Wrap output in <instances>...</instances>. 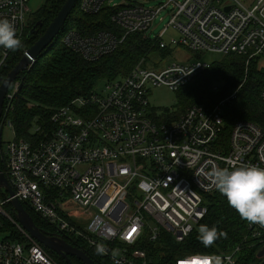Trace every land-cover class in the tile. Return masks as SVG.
<instances>
[{"label": "built area", "instance_id": "1", "mask_svg": "<svg viewBox=\"0 0 264 264\" xmlns=\"http://www.w3.org/2000/svg\"><path fill=\"white\" fill-rule=\"evenodd\" d=\"M147 1L80 0L84 13L110 8L113 29L89 34L69 29L62 42L84 59L95 60L114 51L127 35L142 33L158 49L181 46L264 62V0H165L158 6H147ZM28 2L0 0V19L14 25L18 39L29 20ZM162 11L170 19L150 38L147 32ZM169 27L178 34H167ZM9 51L0 47V66ZM209 63L197 57L146 65L143 56L124 76L101 81L90 93L55 108L46 121L33 123L26 138L15 136L5 115L19 89V78L14 81L3 116V127L14 138L1 150L13 194L2 189L0 213L24 240L0 239V264H59L3 211L13 198L66 241L94 252L95 244L103 243L107 254L98 256L107 264H149L148 243L162 246L163 235L182 242L205 215V195L216 190L208 179L214 166L264 168L260 126L236 119L225 132L221 107L234 93L212 105H189L173 120H166L163 110L150 109L151 89L176 91ZM260 97L264 100V88ZM144 180L151 186L142 187ZM244 228L241 242L232 249L206 254L220 256L225 264L230 257L231 264H238L241 251L253 247L254 264H264V227L244 220ZM190 255L195 254L174 264Z\"/></svg>", "mask_w": 264, "mask_h": 264}, {"label": "trees", "instance_id": "2", "mask_svg": "<svg viewBox=\"0 0 264 264\" xmlns=\"http://www.w3.org/2000/svg\"><path fill=\"white\" fill-rule=\"evenodd\" d=\"M79 1L75 3L58 35L38 54L28 70L20 72L19 89L5 113L6 119H9L13 125L16 137H28L33 123L46 121L55 108L67 104L74 97L90 93L101 81L124 76L141 57L152 49L159 50L161 53L169 51L158 49L153 40L142 33H131L114 51L95 60L84 59L63 44L62 36L69 29L79 30L83 34L103 29L112 30L113 24L110 20L112 10L103 7L96 13H84L78 7ZM63 2L64 0L44 1L36 12V21L31 25L32 27L37 21L41 22V25H36L37 33L28 35L30 27L24 39L21 40L20 48L9 51L4 63L0 66V82L17 64L24 51L44 31ZM263 88L264 69H258L253 59L247 60L243 55L230 53L210 62L204 71L175 92L178 97L177 107H182V111L187 105H212L234 93L233 98L225 101L221 107L227 133L236 119L252 121L264 130V100L260 97ZM0 169L4 170V157H0ZM0 195L1 198L5 195L2 189H0ZM4 205L11 204L7 202ZM23 206L39 228L45 232H54L49 223L29 211L25 205ZM205 206V215L184 241L175 242L169 235H163L159 240V242L165 240L162 246L158 243L155 245L148 243L145 246L150 257L149 264H174L175 259L187 254L226 251L241 242L245 232L244 220L228 205L226 198L217 190L207 193ZM200 225L216 227L219 231L227 233V238L222 237L211 247L205 248L197 239ZM9 238L24 240L21 233L17 236L12 234ZM67 241L83 249L97 263L107 264L94 251L87 250L82 244L70 239ZM40 245L59 264H68L58 254ZM69 258L74 264H84L75 256H69ZM255 262L253 247L241 251L238 264Z\"/></svg>", "mask_w": 264, "mask_h": 264}, {"label": "clouds", "instance_id": "3", "mask_svg": "<svg viewBox=\"0 0 264 264\" xmlns=\"http://www.w3.org/2000/svg\"><path fill=\"white\" fill-rule=\"evenodd\" d=\"M21 46L16 37L14 25L7 19H0V47L15 51ZM211 185L223 195L228 205L233 208L242 220L250 224L264 227V168L258 166L221 168L214 166L208 173ZM142 187H150L147 180L141 182ZM227 238V233L219 231L216 227L209 228L200 225L197 239L205 247H211L218 239ZM103 243L95 244L97 255L107 254ZM116 253H113L115 257ZM228 264H231V258ZM115 264H120L118 260ZM178 264H225L218 255L195 254L178 261Z\"/></svg>", "mask_w": 264, "mask_h": 264}, {"label": "water", "instance_id": "4", "mask_svg": "<svg viewBox=\"0 0 264 264\" xmlns=\"http://www.w3.org/2000/svg\"><path fill=\"white\" fill-rule=\"evenodd\" d=\"M77 0H64L52 20L45 27L44 31L37 37V39L24 51L23 55L17 62V64L5 75L0 82V157L1 152V137L3 130V116H4V104L6 95L23 70H28L38 54L45 49L50 42L58 35L61 27L63 26L66 18L73 10ZM36 25H41L40 21H37L31 29L28 31V35L36 34ZM20 86V85H19ZM0 188L7 192L9 195L13 194L12 188L5 173L0 169ZM13 209V215L21 227L28 232L37 242L44 247L62 257L68 264H74L71 262L69 256H75L80 259L84 264H99L93 260L88 254L78 246H75L67 242L64 238L56 235L55 233L45 232L39 228L33 221L29 212L24 208L23 204L17 199L13 198L10 201ZM254 264V263H252Z\"/></svg>", "mask_w": 264, "mask_h": 264}, {"label": "rangeland", "instance_id": "5", "mask_svg": "<svg viewBox=\"0 0 264 264\" xmlns=\"http://www.w3.org/2000/svg\"><path fill=\"white\" fill-rule=\"evenodd\" d=\"M45 0H29L28 7L30 10L29 15L26 17L29 19L27 24L24 26L23 33L19 40H23L26 32L29 30L31 25L36 21V12L40 9V7L44 4ZM116 3H120L121 0H114ZM165 2V0H148L145 4L147 6H158L160 3ZM170 19V15L165 11L160 12L157 17L154 19L151 29L147 32L150 38H155L161 29L167 24ZM167 34L169 35H177V31L171 27L168 28ZM168 36V35H167ZM223 55L219 53H195L191 52L181 46H176L169 50L167 53H161L159 50L152 49V51L147 52L145 55V64H149L152 62H158L159 64L170 62L173 60L178 61H188L190 59H195L197 57L201 58V60L206 62H212L213 60L219 59ZM247 59V58H246ZM248 60V59H247ZM257 65L258 69H264V62H259L257 59H253ZM210 64V63H209ZM204 71V70H203ZM194 79V78H193ZM149 101H150V109L152 111H161L163 110L166 114L164 118L166 120H173L178 117V115L182 112V107L178 108V97L175 91L169 90L164 86H159L151 89L149 93ZM189 106V105H187ZM186 106V107H187ZM184 107V108H186ZM183 108V109H184ZM166 109V111H165ZM169 109V110H168ZM175 111V112H170ZM14 138V133L12 130L5 125L2 130L1 137V150H4L5 145L8 141H11ZM1 198V195H0ZM29 211L36 214L31 208H29L26 204H24ZM2 209L7 214L11 215L14 219V215L11 209V205H3ZM0 239H10L9 237L13 234L15 236L20 234L19 229L16 228L14 224H11L10 221L0 213ZM39 217V215H36ZM40 218V217H39ZM41 219V218H40ZM43 220V219H42ZM46 222V221H45ZM47 223V222H46ZM19 232V233H18ZM16 240V239H14ZM57 262V261H56Z\"/></svg>", "mask_w": 264, "mask_h": 264}, {"label": "snow or ice", "instance_id": "6", "mask_svg": "<svg viewBox=\"0 0 264 264\" xmlns=\"http://www.w3.org/2000/svg\"><path fill=\"white\" fill-rule=\"evenodd\" d=\"M136 231L135 228H133L130 232H129V238L132 236V234Z\"/></svg>", "mask_w": 264, "mask_h": 264}, {"label": "flooded vegetation", "instance_id": "7", "mask_svg": "<svg viewBox=\"0 0 264 264\" xmlns=\"http://www.w3.org/2000/svg\"><path fill=\"white\" fill-rule=\"evenodd\" d=\"M26 24H27V23H26ZM35 29H37L36 26H35ZM53 231H54V229H53Z\"/></svg>", "mask_w": 264, "mask_h": 264}]
</instances>
